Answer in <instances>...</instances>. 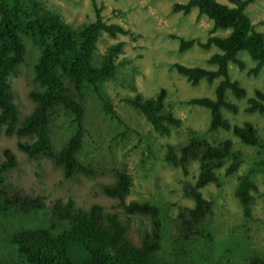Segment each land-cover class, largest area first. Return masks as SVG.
Returning a JSON list of instances; mask_svg holds the SVG:
<instances>
[{
    "label": "trees",
    "instance_id": "16d2710c",
    "mask_svg": "<svg viewBox=\"0 0 264 264\" xmlns=\"http://www.w3.org/2000/svg\"><path fill=\"white\" fill-rule=\"evenodd\" d=\"M254 1L229 0L232 5L218 0L174 3L172 9L175 12L188 14L196 8L199 17L204 15L213 22L205 41L180 38L179 50L198 45L205 49L215 46L218 51L207 58L209 64L216 66L215 69L178 62L171 65L192 85H198L202 79L214 84L219 79L214 88V98L195 97L188 102L210 110V130H232L242 142L253 146L260 143L254 124L245 121L241 125H233L223 116L221 108L237 113L239 107L227 99V91L236 99H243L247 93L238 80L231 78L230 63L242 71L247 69L248 75H258L264 68V33L256 29L247 12V6ZM94 5L95 20L74 27L57 11L46 7L43 0H0V133L16 136L18 148L27 156L48 157L54 165L62 167L66 178L92 172L80 159L87 133L85 93L93 92L101 109L120 120L104 84L115 78L118 71L116 57L121 45L110 46L99 61H96V50L103 33L116 38L119 34H127L128 30L121 24L105 21L101 9ZM217 30L228 32L225 35L214 34ZM26 37L38 47L39 55L32 77L37 88L29 92L35 106L21 120L9 78L25 62ZM240 51H246L256 62L253 67L247 68L245 60L238 56ZM165 93V88L148 98L137 93L126 102L144 115L155 132L170 135L172 128L178 127L181 120L166 106ZM58 107L71 115V127L57 147L52 118ZM245 111L264 115V90L256 89L254 96L247 98ZM3 153L0 215L10 211L33 218L9 234L10 250L4 256L0 254V264H178L160 256L163 239L161 207L149 201H126L132 185V177L127 170L114 169L115 182L102 185L101 190L106 196L116 198L127 216L141 215L149 219L150 229L142 233L140 245H135L127 236L128 220L123 221L118 213L108 212L98 203L84 209L76 207L72 199L66 202L57 199L52 206V214L44 212V196L25 193L7 182L6 174L17 165V159L9 148H5ZM241 154L232 149L230 139L214 144L197 135H192L182 146H167L165 160L181 168L185 174L189 173L192 161L199 163L196 181L185 185V193L194 200V206L182 208L177 215L181 238L191 241L195 236L206 234L213 238L208 229L213 202L203 195L202 189L210 183L220 184L216 170L228 158L231 161L225 175L231 176L239 167ZM253 173L255 171L250 169L243 174L234 192L247 217L252 214L251 192L256 189ZM59 225L62 228L58 230ZM248 261L263 264L255 258Z\"/></svg>",
    "mask_w": 264,
    "mask_h": 264
},
{
    "label": "rangeland",
    "instance_id": "374dc122",
    "mask_svg": "<svg viewBox=\"0 0 264 264\" xmlns=\"http://www.w3.org/2000/svg\"><path fill=\"white\" fill-rule=\"evenodd\" d=\"M186 1L43 0L46 7L57 11L74 27L95 20V3L105 21L121 24L128 30L127 34H119L116 38L103 33L96 50V61H99L110 46L121 45L116 57L118 71L115 78L104 84L120 120L101 109L93 92L85 93L87 133L80 159L92 169L89 174L78 173L66 178L61 166L54 165L44 155L35 158L27 156L17 146L19 139L14 135L6 136L3 132L0 133V163L5 159L3 150H12L17 165L7 172V182L25 193L44 196V212L52 214V206L57 199L63 202L72 199L76 207L84 209L98 203L106 211L118 213L123 221L128 220L127 236L135 245H140L142 233L150 229L149 219L141 215L127 216L118 200L106 196L101 190L102 185L115 182L114 169H125L132 177L126 201H149L162 209L161 257L178 264H249L251 258L264 264V115L245 111L247 98L254 96L256 89L264 90V68L258 75H248L247 69L242 71L230 63L231 78L238 80L247 93L243 99H236L227 91V99L239 107L237 113L221 108L223 116L233 125H241L245 121L253 123L258 129L260 143L254 146L244 143L232 130H210V110L188 101L203 96L214 98V88L219 79L214 84L202 79L198 85H192L171 68L174 62L216 68L207 61L218 51L215 46L205 49L194 45L185 51L179 50L180 38L205 41L213 27L212 20L204 15L199 17L196 8L188 14L173 11L174 3ZM218 1L232 5L229 0ZM247 12L256 29L264 33V0L250 3ZM227 32L217 30L214 34L225 35ZM24 42L27 45L25 62L9 78L21 120L35 106L29 92L37 88L32 77L39 55L38 47L29 38L26 37ZM238 56L245 60L247 68L256 63L246 51H240ZM161 88L166 90V106L181 120L178 127L172 128L170 135L155 132L144 115L126 102L127 98H133L137 93L145 98L155 96ZM70 118V114L60 107L56 108L52 127L57 147L64 135L70 132ZM192 135L206 138L214 144L230 139L232 149L242 154L239 167L231 176L225 175L231 161L228 158L216 170L220 184L210 183L202 189L203 195L213 202V212L208 217V229L213 238L206 234L189 241L180 237L177 215L182 208L194 206V200L185 193V185L196 181L199 163L192 161L189 173L185 174L181 168L168 163L165 154L169 144L182 146ZM250 169L255 171L252 177L256 189L251 192L252 214L247 217L234 192L241 176ZM32 218L10 211L0 215L2 256L10 250L9 234ZM61 228L60 225L57 227L58 230ZM224 251L228 253L225 255Z\"/></svg>",
    "mask_w": 264,
    "mask_h": 264
}]
</instances>
